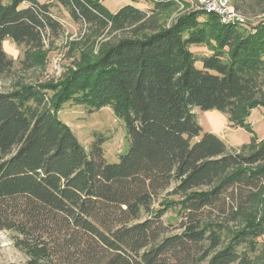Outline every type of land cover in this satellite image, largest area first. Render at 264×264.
<instances>
[{
	"label": "trees",
	"instance_id": "trees-1",
	"mask_svg": "<svg viewBox=\"0 0 264 264\" xmlns=\"http://www.w3.org/2000/svg\"><path fill=\"white\" fill-rule=\"evenodd\" d=\"M102 1L0 0V78L14 68L4 40L29 70L60 33L53 4L87 41L125 31L58 84L0 93V231L26 264H264V139L229 148L202 134L193 112L219 111L252 134L250 111L264 109V20L191 13L164 28L160 15L177 0H148L149 13L129 0L114 14ZM242 1L229 0L246 18ZM66 103L112 106L127 145L117 163L100 137L87 151L78 143L58 119ZM170 210L176 233L162 220Z\"/></svg>",
	"mask_w": 264,
	"mask_h": 264
},
{
	"label": "rangeland",
	"instance_id": "rangeland-1",
	"mask_svg": "<svg viewBox=\"0 0 264 264\" xmlns=\"http://www.w3.org/2000/svg\"><path fill=\"white\" fill-rule=\"evenodd\" d=\"M37 1L39 3L47 2V0ZM102 4L110 13L114 14L125 4H130V1L103 0ZM133 4L147 13L153 8V3L148 0H140ZM223 4L224 0H177L176 6L160 15L159 25L168 28L179 18L191 13H213L222 19L225 9ZM51 6V13L61 25V31L56 36L49 35L45 38L44 50L37 55L33 68L21 70L18 62L22 59V48H18L8 39L3 41V51L8 58L14 60V68L11 76L0 78V93L11 90L15 82L58 84L62 75L67 70L74 69L77 63L86 58V55H97L98 48L103 41L125 33L124 31L107 35L105 32L95 41L94 38L91 39L92 41H87L88 31L85 26L72 21L63 7L56 4ZM224 6L232 7L229 2ZM241 9L246 14V18H244L246 23L255 24L264 20V0H244L241 2ZM199 20H203V18L200 17ZM191 50L198 56L208 53L204 47H193ZM193 112L202 134L211 133L217 136L229 148L235 149L250 143L252 135L257 141L264 139V109L262 107L252 109L247 119L252 134L244 128L232 127L227 116L219 111L194 110ZM58 119L69 128L86 151L93 138L100 137L108 163H117L120 154L127 151L125 129L112 106L90 112L85 106L66 103L60 110ZM162 220L165 225L173 224L172 233L179 231L174 210L166 212ZM263 245L264 235L258 240V246ZM0 264H26V257L13 246L9 234L4 231H0Z\"/></svg>",
	"mask_w": 264,
	"mask_h": 264
},
{
	"label": "built area",
	"instance_id": "built-area-1",
	"mask_svg": "<svg viewBox=\"0 0 264 264\" xmlns=\"http://www.w3.org/2000/svg\"><path fill=\"white\" fill-rule=\"evenodd\" d=\"M227 2H229V0H224V4L222 5L224 9V13L222 14V19L224 21H228V22H243L244 18L240 17L235 11L234 9L230 6H224L227 5ZM230 3V2H229Z\"/></svg>",
	"mask_w": 264,
	"mask_h": 264
}]
</instances>
